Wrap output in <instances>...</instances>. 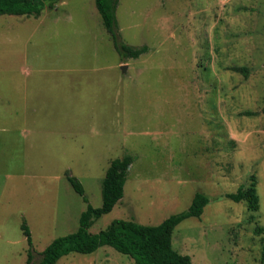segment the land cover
I'll return each instance as SVG.
<instances>
[{
	"label": "rangeland",
	"instance_id": "374dc122",
	"mask_svg": "<svg viewBox=\"0 0 264 264\" xmlns=\"http://www.w3.org/2000/svg\"><path fill=\"white\" fill-rule=\"evenodd\" d=\"M116 31L148 51L120 58L94 0L0 15V264L26 263L23 220L33 263L77 229L86 203L66 171L99 207L125 154L124 194L91 233L113 219L159 224L201 192L210 201L172 247L192 264H264V0H119ZM252 178L255 211L226 197ZM56 264L134 261L103 245Z\"/></svg>",
	"mask_w": 264,
	"mask_h": 264
},
{
	"label": "trees",
	"instance_id": "16d2710c",
	"mask_svg": "<svg viewBox=\"0 0 264 264\" xmlns=\"http://www.w3.org/2000/svg\"><path fill=\"white\" fill-rule=\"evenodd\" d=\"M58 0H0V15L39 16L45 8H53ZM96 9L101 17L105 30L110 34L114 47L122 59L138 58L148 51L146 45L139 47L122 43L116 31V7L119 0H94ZM231 70L247 76L245 66H231ZM251 115L253 112H244ZM133 157L125 154L109 162L101 183V205L93 207L85 194L82 183L69 172L65 176L71 187L86 203L81 212L78 227L75 231L53 239L40 253V259L32 262V237L25 222L21 223V230L25 236L27 258L25 264H56L64 255L69 253L89 254L99 247L108 245L116 251L128 255L134 264H192L188 254H181L172 247V233L175 227L190 217H200L204 206L210 201L207 195L196 192L189 206L174 213L159 224L145 225L134 220L113 219L104 229L91 233L89 228L103 214L110 212L124 194V184L128 174V167ZM250 186H239L235 192L226 194L234 202L246 201L249 210L258 209V195L254 180ZM264 255V244L262 247Z\"/></svg>",
	"mask_w": 264,
	"mask_h": 264
}]
</instances>
